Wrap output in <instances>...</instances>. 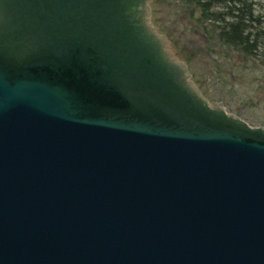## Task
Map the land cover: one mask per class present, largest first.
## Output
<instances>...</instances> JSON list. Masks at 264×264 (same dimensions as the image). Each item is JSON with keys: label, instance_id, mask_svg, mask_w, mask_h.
I'll list each match as a JSON object with an SVG mask.
<instances>
[{"label": "water", "instance_id": "water-1", "mask_svg": "<svg viewBox=\"0 0 264 264\" xmlns=\"http://www.w3.org/2000/svg\"><path fill=\"white\" fill-rule=\"evenodd\" d=\"M149 2L0 0V264H264V129Z\"/></svg>", "mask_w": 264, "mask_h": 264}, {"label": "rangeland", "instance_id": "rangeland-1", "mask_svg": "<svg viewBox=\"0 0 264 264\" xmlns=\"http://www.w3.org/2000/svg\"><path fill=\"white\" fill-rule=\"evenodd\" d=\"M246 3L264 30V0ZM149 7L152 26L167 41L165 51L185 64L207 103L221 104L228 114L264 129V65L223 47L218 31L199 21L197 8L185 0H151Z\"/></svg>", "mask_w": 264, "mask_h": 264}, {"label": "trees", "instance_id": "trees-1", "mask_svg": "<svg viewBox=\"0 0 264 264\" xmlns=\"http://www.w3.org/2000/svg\"><path fill=\"white\" fill-rule=\"evenodd\" d=\"M199 12V21L206 22L218 42L241 57L259 60L264 65V30L253 16L247 0H185ZM238 5V6H237ZM209 31L208 29H206Z\"/></svg>", "mask_w": 264, "mask_h": 264}, {"label": "bare ground", "instance_id": "bare-ground-1", "mask_svg": "<svg viewBox=\"0 0 264 264\" xmlns=\"http://www.w3.org/2000/svg\"><path fill=\"white\" fill-rule=\"evenodd\" d=\"M172 58V60H174L175 61V58H174V56L173 57H171Z\"/></svg>", "mask_w": 264, "mask_h": 264}]
</instances>
